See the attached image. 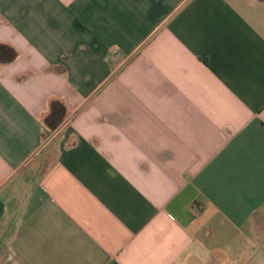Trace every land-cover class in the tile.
<instances>
[{"label": "crops", "instance_id": "1", "mask_svg": "<svg viewBox=\"0 0 264 264\" xmlns=\"http://www.w3.org/2000/svg\"><path fill=\"white\" fill-rule=\"evenodd\" d=\"M0 45V264H264V0H0Z\"/></svg>", "mask_w": 264, "mask_h": 264}, {"label": "trees", "instance_id": "2", "mask_svg": "<svg viewBox=\"0 0 264 264\" xmlns=\"http://www.w3.org/2000/svg\"><path fill=\"white\" fill-rule=\"evenodd\" d=\"M16 58V52L8 46L0 45V62H11ZM66 109L64 105L58 101L50 103L49 111L44 117V125L49 130H55L64 120Z\"/></svg>", "mask_w": 264, "mask_h": 264}]
</instances>
